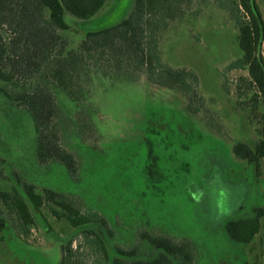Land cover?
Here are the masks:
<instances>
[{
	"label": "rangeland",
	"instance_id": "374dc122",
	"mask_svg": "<svg viewBox=\"0 0 264 264\" xmlns=\"http://www.w3.org/2000/svg\"><path fill=\"white\" fill-rule=\"evenodd\" d=\"M257 3L264 19V0ZM132 4L107 0L90 20L65 12L70 27L59 33L66 49L76 48L86 31L119 21ZM235 33L220 0H190L162 31L161 61L196 73L202 113L187 110L179 88L135 77L133 70L101 74L87 68L91 77L82 82L83 96H56L62 143L77 160L74 177L62 162H39L29 111L0 92V189L25 197L22 183H31L36 191L69 195L82 210L103 216L112 232L92 228L102 248L96 235L85 236L83 228L57 220L44 207L36 210L26 201L31 223L24 226L0 205V264H59L60 245L70 238L77 264H110L114 245H148L141 231L188 239L193 264H264V218L247 244L224 229L227 220L264 207V160L255 174L253 163L232 152L237 140L254 145L260 114L264 118L263 103L251 112L248 95L237 97L240 72L223 73L240 54Z\"/></svg>",
	"mask_w": 264,
	"mask_h": 264
},
{
	"label": "trees",
	"instance_id": "16d2710c",
	"mask_svg": "<svg viewBox=\"0 0 264 264\" xmlns=\"http://www.w3.org/2000/svg\"><path fill=\"white\" fill-rule=\"evenodd\" d=\"M106 1L0 0V92L15 106L29 111L36 131L39 162H62L73 177L77 172V160L62 143L56 96L64 93L77 101L84 92L82 82L91 77L88 69L101 74L133 70L135 77L141 74L159 84L179 88L189 112L206 111L204 97L197 90L196 73L184 67L172 68L160 58L159 41L163 29L189 8L190 0H133L131 9L119 21L86 31L76 48L66 49L67 41L59 33V30L70 27L64 20L65 12L90 20ZM257 1L220 0L236 30L235 39L240 52L223 73L240 72L238 78L242 87L237 85L236 94L238 98L248 95L251 112L257 111L258 103L264 104V19ZM31 79L34 81L28 87L17 85H25ZM258 123L259 137L253 146L242 140L232 145L236 157L254 164L255 174L261 173L264 160L262 114ZM22 192L25 197L15 191L0 189V205L14 212L24 226L31 223L27 201L36 210L46 208L57 220L64 219L75 229L83 228L85 236L96 235L102 248V241L92 228L112 234L106 219L96 212L82 210L78 199L46 187L36 191L31 183H22ZM253 212L250 216L225 222L224 229L229 238L247 244L258 234L264 207H254ZM138 236L148 245L142 248L114 245L110 264L194 262L193 245L188 239L176 240L146 231L139 232ZM72 242L70 238L60 245L59 264H77ZM137 254L150 258L132 259Z\"/></svg>",
	"mask_w": 264,
	"mask_h": 264
}]
</instances>
